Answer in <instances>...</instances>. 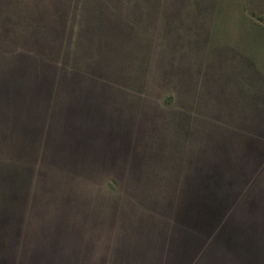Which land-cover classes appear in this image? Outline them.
I'll return each instance as SVG.
<instances>
[{
    "label": "rangeland",
    "instance_id": "1",
    "mask_svg": "<svg viewBox=\"0 0 264 264\" xmlns=\"http://www.w3.org/2000/svg\"><path fill=\"white\" fill-rule=\"evenodd\" d=\"M241 48L264 0H0V264H264V121L204 81Z\"/></svg>",
    "mask_w": 264,
    "mask_h": 264
},
{
    "label": "crops",
    "instance_id": "2",
    "mask_svg": "<svg viewBox=\"0 0 264 264\" xmlns=\"http://www.w3.org/2000/svg\"><path fill=\"white\" fill-rule=\"evenodd\" d=\"M238 1L241 2V0ZM255 36L256 38L262 39L259 34H255ZM259 46H261V44H259ZM235 49L237 50V47L233 46L230 50L233 51V53H237ZM244 49L246 50V55L243 53L245 50L243 51V48H241L240 52L237 54L240 58L239 60H237L238 58L234 56L233 53V58L230 59L229 57H225L224 63L218 59L219 63L216 64L220 73L222 71L221 75L218 73L217 79L215 76V69L211 70L212 73H210V75H212V78H207L204 81L208 82L209 91L212 82H224V105L225 111H227L228 114L230 113L228 117H238L242 120L246 118H256L258 123L261 124V122L264 121V63L259 60L262 55L261 48H259L260 56H258L259 50L251 53L249 48ZM225 51L224 56H228L227 54H229V52L227 49H225ZM216 64L213 65L214 67H210L216 68ZM177 70L178 82H186L185 86L187 85V88L192 82L201 81L200 77L202 76L199 75V71L194 64H179Z\"/></svg>",
    "mask_w": 264,
    "mask_h": 264
}]
</instances>
